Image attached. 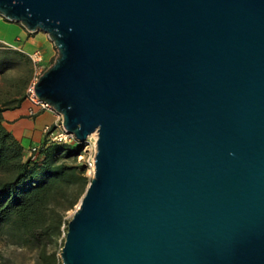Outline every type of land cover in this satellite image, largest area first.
<instances>
[{"label":"water","instance_id":"obj_1","mask_svg":"<svg viewBox=\"0 0 264 264\" xmlns=\"http://www.w3.org/2000/svg\"><path fill=\"white\" fill-rule=\"evenodd\" d=\"M57 55L33 84L94 175L63 264H264V0H0Z\"/></svg>","mask_w":264,"mask_h":264},{"label":"trees","instance_id":"obj_2","mask_svg":"<svg viewBox=\"0 0 264 264\" xmlns=\"http://www.w3.org/2000/svg\"><path fill=\"white\" fill-rule=\"evenodd\" d=\"M22 99L21 95L0 101V227L7 224L17 229L23 242L43 245L60 232L63 211L75 203L71 188L87 181L86 166L65 160L81 153L78 140L62 143L48 140L46 134L38 144L37 156L27 155L2 116Z\"/></svg>","mask_w":264,"mask_h":264},{"label":"rangeland","instance_id":"obj_3","mask_svg":"<svg viewBox=\"0 0 264 264\" xmlns=\"http://www.w3.org/2000/svg\"><path fill=\"white\" fill-rule=\"evenodd\" d=\"M11 22L12 25L17 24L25 28L20 22ZM29 34L30 37L36 34H43L50 40L47 33L40 30L29 31ZM7 37L9 41L4 42L0 40V101L12 100L21 95L30 100V88L33 86L34 81L38 79L39 75L54 61L57 55V48L50 40L54 46L51 58H44L43 54L38 51L40 59L35 61L31 57V54L36 50H32L33 48L30 46V53L23 51L25 49L23 48L22 42L13 39V30L8 33ZM32 106L34 112L39 111V104L33 103ZM44 109L53 116H32L31 118H27L29 122L31 121V127L35 131L34 136L31 137L29 131H27L28 134L26 133L22 138L27 155H29L28 148L31 145L39 144L36 139L40 136L44 123L46 121L52 122L54 119L55 113L49 108ZM30 137L35 142L31 143ZM88 140L86 145L81 147V153L77 154L75 159H65L70 164H84L86 166L84 174L87 181L82 187H77L76 185V187L71 188L70 196L75 199V203L63 211L64 221L60 226V232L53 236L51 240H46L43 245L41 243L29 244L23 242L17 229L11 228L7 224L2 225L0 227V264H45L47 260H51L53 264H57L64 243L68 220L71 218L77 203L84 194L88 182L94 175V136H90ZM36 156L37 154L33 157Z\"/></svg>","mask_w":264,"mask_h":264},{"label":"crops","instance_id":"obj_4","mask_svg":"<svg viewBox=\"0 0 264 264\" xmlns=\"http://www.w3.org/2000/svg\"><path fill=\"white\" fill-rule=\"evenodd\" d=\"M13 30L14 31V40L22 42L23 48L25 52L30 53V46L33 48L32 50L40 51L44 58H51L53 55L54 46L52 42L43 34H36L30 37L28 35V30L19 26L17 24H13L11 20L6 19L5 17L0 15V40L1 41H9L8 40V33ZM33 103L28 98L22 99L18 106L6 109L2 112V116L4 117V125L6 128L16 137L20 143L23 145L24 149L26 147L23 144V137L29 131V135L34 136V128L31 127V121L29 122L27 118H31L32 116H53L50 115L47 110L40 106L39 111L34 112L33 110ZM26 121V122H24ZM8 123V124H7ZM51 123L45 122L42 129L40 136L36 139L37 142H41L44 137V127L46 124ZM30 127V129H29ZM28 134V133H27ZM30 137V140H31ZM35 142L33 139L30 141Z\"/></svg>","mask_w":264,"mask_h":264},{"label":"built area","instance_id":"obj_5","mask_svg":"<svg viewBox=\"0 0 264 264\" xmlns=\"http://www.w3.org/2000/svg\"><path fill=\"white\" fill-rule=\"evenodd\" d=\"M31 57L33 58V60L37 61L40 59V54L38 51H34L31 54ZM29 97H30V100L32 102L39 104L43 108H49L55 113L53 121L49 124H46L44 127V133L46 134V137L48 138V140L62 142V143H72V142L77 140L73 133L68 132L65 129V127L63 125V121H62V115L60 113H57L56 111H54L46 102L40 101L35 96L34 91H33V86L30 88ZM89 137L90 136H88V138ZM88 138L86 139L84 145H86V143L89 141ZM95 142H96V138L94 139V146L96 147ZM37 152H38V144L37 145H31L29 147L28 153H29V155L32 154V157L35 156V154H37ZM94 155H95V153H94ZM93 164H94V158H93ZM57 264H63L62 259H61V255L58 257Z\"/></svg>","mask_w":264,"mask_h":264},{"label":"bare ground","instance_id":"obj_6","mask_svg":"<svg viewBox=\"0 0 264 264\" xmlns=\"http://www.w3.org/2000/svg\"><path fill=\"white\" fill-rule=\"evenodd\" d=\"M90 136H94V139L96 138V132L94 131V132H92L91 134H90ZM93 167V166H92ZM78 204H79V202L77 203V205H76V207L78 206Z\"/></svg>","mask_w":264,"mask_h":264}]
</instances>
